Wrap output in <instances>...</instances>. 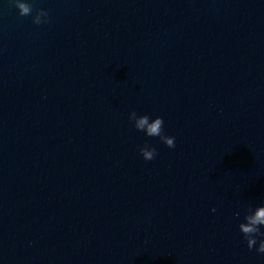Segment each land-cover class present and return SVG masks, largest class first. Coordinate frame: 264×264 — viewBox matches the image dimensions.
Returning a JSON list of instances; mask_svg holds the SVG:
<instances>
[{
	"label": "water",
	"instance_id": "95a60500",
	"mask_svg": "<svg viewBox=\"0 0 264 264\" xmlns=\"http://www.w3.org/2000/svg\"><path fill=\"white\" fill-rule=\"evenodd\" d=\"M32 3L47 23L0 0V264H264L238 227L264 203V0Z\"/></svg>",
	"mask_w": 264,
	"mask_h": 264
},
{
	"label": "clouds",
	"instance_id": "9594fccd",
	"mask_svg": "<svg viewBox=\"0 0 264 264\" xmlns=\"http://www.w3.org/2000/svg\"><path fill=\"white\" fill-rule=\"evenodd\" d=\"M10 2L18 9L19 16L31 15L34 24L39 25L48 22V11L42 8L34 10L32 0H10ZM128 118L133 122V126L137 130L143 131L145 135L159 137L167 147H175V138L165 135L163 132L164 121L160 116H156L150 120L147 114L137 116L135 111H131L128 114ZM138 147L140 154L145 160L155 158L157 153L155 147L147 144ZM235 215L238 217L240 213L237 212ZM244 221L239 223L238 227L244 236L248 249L251 250L255 246L256 252L264 254V231L260 229V226H264V203L255 208H249L244 214ZM258 236L262 237L259 241H257Z\"/></svg>",
	"mask_w": 264,
	"mask_h": 264
}]
</instances>
